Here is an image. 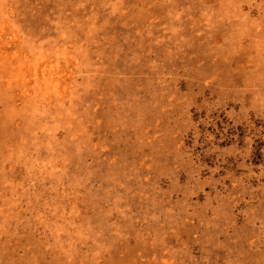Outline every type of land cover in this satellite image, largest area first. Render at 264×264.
I'll return each mask as SVG.
<instances>
[{
  "label": "rangeland",
  "instance_id": "1",
  "mask_svg": "<svg viewBox=\"0 0 264 264\" xmlns=\"http://www.w3.org/2000/svg\"><path fill=\"white\" fill-rule=\"evenodd\" d=\"M0 264H264V0H0Z\"/></svg>",
  "mask_w": 264,
  "mask_h": 264
}]
</instances>
